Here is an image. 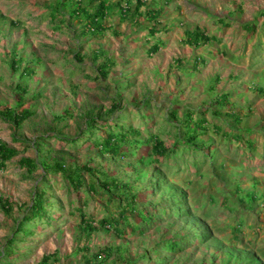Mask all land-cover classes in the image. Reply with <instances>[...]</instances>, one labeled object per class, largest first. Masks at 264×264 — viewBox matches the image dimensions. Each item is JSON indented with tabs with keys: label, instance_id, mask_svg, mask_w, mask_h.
<instances>
[{
	"label": "rangeland",
	"instance_id": "obj_1",
	"mask_svg": "<svg viewBox=\"0 0 264 264\" xmlns=\"http://www.w3.org/2000/svg\"><path fill=\"white\" fill-rule=\"evenodd\" d=\"M107 1L114 9L104 20L106 30L92 34L83 30L84 16H73L77 0H0V114L26 108L34 113L20 127L0 120V140L20 153L0 171V264H40L46 256L52 257L48 264H83L106 247L121 248V254L105 264H254L253 255L261 262L255 264H264V0H142L145 5L129 19H123L119 0ZM130 3L133 13L138 0ZM195 30L216 40L191 46L186 32ZM159 43L160 51L151 54ZM226 95L229 103L219 105ZM115 103L122 109L110 114ZM174 109L180 117L187 110H210L206 117L212 124L251 130L258 149L211 131L205 139L214 142L217 160L204 163L200 178L189 159L179 160L184 166L178 171L154 162L135 170L131 158L64 140L84 134L91 118L123 115L125 124L144 133L147 127L163 132L171 147ZM232 109L240 112V124L229 114ZM143 113L151 117L148 126ZM22 158L37 162L32 174L20 165ZM56 161L88 166L93 173L84 171V187L75 189L62 173L46 170L44 164ZM222 163L228 182L241 183L240 193L213 172ZM103 175L131 183L138 205L153 209L156 218L145 235L120 238L100 224L117 215L107 196L88 189ZM254 190L257 198L251 200L246 193ZM41 193L50 218L27 224L30 234H16ZM208 193L216 196L215 204L208 203ZM80 198L87 202L83 210L93 218V229L85 230L74 214ZM5 201L14 204L10 214ZM181 201L187 204L174 206ZM189 207L193 219L180 215ZM130 220L139 222L136 216ZM207 232L212 236L205 238ZM172 240L178 251L168 247ZM9 246L14 255L3 258Z\"/></svg>",
	"mask_w": 264,
	"mask_h": 264
},
{
	"label": "trees",
	"instance_id": "obj_2",
	"mask_svg": "<svg viewBox=\"0 0 264 264\" xmlns=\"http://www.w3.org/2000/svg\"><path fill=\"white\" fill-rule=\"evenodd\" d=\"M91 3L92 6L89 8L86 0H77V2H75V6L72 7L73 16H84L86 18L87 21L83 26V30H87L92 34L104 32L106 30V27L104 26V20L107 18L108 13L114 9V6L111 5L107 0H90V4ZM124 4L125 8L123 7ZM130 4V0H119L117 3L120 11L122 12L123 19H129L131 16L138 14L140 8L145 5V1L138 0V5L135 7L133 13L132 9L129 7ZM53 13L54 11H50V15H53ZM151 20L157 22L158 18L152 17ZM247 29L252 31L253 27L248 25ZM155 32L156 28L153 27L152 34H155ZM186 36V43L194 47H199L202 45L201 42L208 43L211 40H216L215 36L210 37L204 31L202 32L200 30L187 31ZM160 49V43L155 44L150 49V53L156 54L160 51ZM107 67V64L103 65L104 69H107ZM26 72L28 75L33 73L31 69H27ZM103 74L105 77L108 75L107 72ZM20 88L21 87H19V89ZM20 90L23 93L26 92L25 88H21ZM261 92L264 94V89L261 90ZM20 98L22 100L23 97L20 96ZM217 102L221 106L227 105L229 103L228 96H222L217 100ZM119 109H122L120 103H115L113 104L109 113L114 114ZM209 111L202 110L197 112L194 110H187L185 111L184 115L180 117L175 109L172 110L170 117L175 119L176 122L169 123L175 129V132L170 133V135H174V143L171 145V147L167 146L166 142L162 139L163 132L159 131L155 133L152 132L149 127H147L146 132L144 133L141 128H138L134 125L125 124L124 121L127 117L123 115H118L117 117L114 116L110 119H103L101 117L91 118L87 122L88 129L84 134L78 136L77 138L64 140H66L67 143H71L73 146H76L79 142H83L84 144H88L90 148H98L103 154L110 155L116 159L131 158L132 160H135V163L137 164H135V170H138L140 167H143L148 163L154 162L159 167L166 166L165 168L167 170L175 169L178 171L180 166H184L182 162H179V160L183 162L186 160V163L189 159L191 161L189 163V167H193L195 174L202 178L201 170L202 166H204V163L206 165L208 160H210L211 163L214 164L216 162L215 160H217L216 154L213 152V149L215 150L214 142L211 140L207 141L205 139L211 131H213L215 135L220 136V138L224 141H243L245 146L248 147L247 149L250 151H255L258 149L256 142L251 139V130L246 129L242 131L240 128H237V126L226 129L222 125L212 124L206 117ZM33 114L34 113L27 108L18 113L15 110L7 109L5 112L0 114V120L9 119L10 122H12L15 126L20 127ZM213 114L217 116L219 115V111H214ZM229 114L234 118L237 124L242 122L240 112L237 113L236 110L232 109ZM142 120L144 124L148 126L149 120L151 121V117L148 114L143 113ZM245 134L248 135L247 140L244 136ZM19 154L20 153L16 149L7 146L2 140H0V171H4L7 167V162L11 161ZM245 154L246 153H244V155ZM262 157L264 159V154ZM242 159L246 160L247 158L243 157ZM169 160H172V163H169ZM19 163L22 167H25L28 170L29 174H32L38 166L37 162L31 158H22ZM242 163H248V161H241V164ZM44 165L48 171L62 173L68 179L70 185L75 189L84 187V171L93 173V170L88 166H83L81 168L73 167L70 163L64 161H56L54 165ZM212 169L213 172H215L219 177V180L224 182L226 181L228 185L234 188L235 192H241V183L239 181L235 183L228 182L226 169L223 163L220 166L214 167ZM99 180V183L93 182L88 185L89 191L107 196L108 200L111 202V204H113L114 209L117 212V215H108L100 222V224L104 228L112 229L120 238L133 234H138L141 236L145 235L150 226L154 224L156 218L153 209L151 207L141 208L138 205L137 198L139 195L133 193V186L131 183L124 182L117 177H112L109 175H103ZM163 182L160 183V186ZM256 192L257 190H254L252 192H247L246 194L249 199L253 200L257 198ZM43 195V193L36 194L32 205L27 207L26 214H24L21 221L18 223L16 234H30V232H27L25 229L27 224L38 219L50 218V214L45 206ZM206 198L208 199V203L212 202L215 204L217 202L216 196L211 193H208ZM5 204L8 206H4V210L7 214H10L14 204L9 201H5ZM80 204V207L77 208L74 214L79 215L81 223L85 225V230L93 229L91 225L93 218L88 217L83 210V208L87 205V202L80 198ZM181 204L187 203L186 201H181L179 204H174V206ZM223 204L228 210L231 209L228 199H225ZM176 210H179V208ZM163 211L166 212L167 210L164 209ZM180 212L181 210H179L178 213ZM184 214L190 219H193L191 217H194L191 207H189V209L186 211H183L180 215ZM135 216L139 219V222H131L130 218ZM204 236H206L205 238H208L212 235L211 233L207 232L204 233ZM239 236L241 235H234V237L237 239L240 238ZM197 238H199L198 240L201 241L205 239L202 237ZM14 242L15 238H13L10 243ZM168 244V247L172 251H178L180 248L178 242L174 240L169 241ZM12 249L13 248L9 246L8 251L5 253L6 255L4 254L5 256L3 258H8L14 255ZM115 254L120 255L121 248L114 249L113 247H106L99 253L94 254L91 257H86L83 264H105V262ZM2 256L3 255L0 257ZM51 258L52 257L50 256L44 257L40 264H48ZM250 263L255 264L261 262L259 258L253 255ZM128 264H131L130 261ZM158 264L165 263L161 261Z\"/></svg>",
	"mask_w": 264,
	"mask_h": 264
}]
</instances>
